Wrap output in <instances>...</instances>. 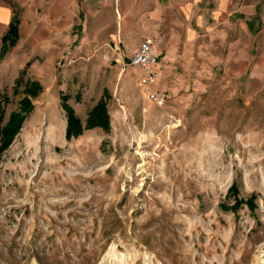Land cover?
Returning a JSON list of instances; mask_svg holds the SVG:
<instances>
[{"label": "rangeland", "instance_id": "rangeland-1", "mask_svg": "<svg viewBox=\"0 0 264 264\" xmlns=\"http://www.w3.org/2000/svg\"><path fill=\"white\" fill-rule=\"evenodd\" d=\"M233 5L158 70L162 105L112 47L76 31L33 46L28 21L0 59L5 120L20 71L41 86L1 154L0 264H264V0ZM103 90L110 129L67 140L60 95L84 122ZM233 181L254 211L219 206Z\"/></svg>", "mask_w": 264, "mask_h": 264}, {"label": "crops", "instance_id": "crops-1", "mask_svg": "<svg viewBox=\"0 0 264 264\" xmlns=\"http://www.w3.org/2000/svg\"><path fill=\"white\" fill-rule=\"evenodd\" d=\"M233 6V0H0V37L16 14L20 20L17 45L25 39L29 21L28 44L39 45L42 36L51 42L62 31V37L68 40L76 31L83 45L110 46V53L121 56V62L130 58L142 39H147L157 55L156 69L161 71L176 55L180 40L196 39L199 33L207 32L205 28L213 31L211 24L228 19ZM240 11L251 12L249 8ZM47 20L49 34L42 27Z\"/></svg>", "mask_w": 264, "mask_h": 264}, {"label": "trees", "instance_id": "trees-1", "mask_svg": "<svg viewBox=\"0 0 264 264\" xmlns=\"http://www.w3.org/2000/svg\"><path fill=\"white\" fill-rule=\"evenodd\" d=\"M19 23L20 20L18 16L14 14L11 21L8 23L7 29L1 35L0 59H2L7 51L17 43L19 37ZM21 85L22 96L18 101L17 109L10 111L6 120L5 105L8 102V97L4 92H0V160L2 152L7 149L15 135L19 132L26 114L31 110L32 98L36 97L41 89L39 82L36 80L24 78L23 70L20 71L19 75L14 79V91L17 92V88ZM106 94L107 91L103 90L102 95L88 110L84 122L81 121L76 115L73 107L67 102V96L65 94L60 95L61 105L66 115L65 138L67 140H70L71 137L80 135L86 129L95 127H99L104 131L110 129V117L107 108ZM226 195L233 197V203L227 205L225 202H221L219 206L222 209L236 212L243 204H245L250 211H254L256 208L255 200L257 194L252 192L246 198L240 197L239 189L235 181L228 187ZM91 251H94V249Z\"/></svg>", "mask_w": 264, "mask_h": 264}, {"label": "built area", "instance_id": "built-area-1", "mask_svg": "<svg viewBox=\"0 0 264 264\" xmlns=\"http://www.w3.org/2000/svg\"><path fill=\"white\" fill-rule=\"evenodd\" d=\"M71 60L68 59L67 63ZM157 55L153 53L151 45L147 39H142L138 47L134 50L130 58L123 61L120 69L124 70L126 65H136L142 70V75L139 79V85L146 97L153 101L156 105H162L166 101V95L163 91L156 89L154 84L157 80L158 71L156 69ZM64 62H58L60 66Z\"/></svg>", "mask_w": 264, "mask_h": 264}]
</instances>
